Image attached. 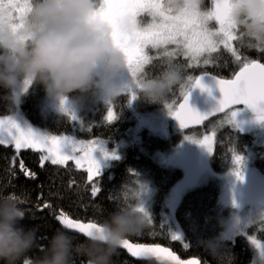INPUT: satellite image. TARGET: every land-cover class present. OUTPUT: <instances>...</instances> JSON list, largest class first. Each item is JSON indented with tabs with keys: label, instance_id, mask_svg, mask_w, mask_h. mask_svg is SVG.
<instances>
[{
	"label": "trees",
	"instance_id": "trees-1",
	"mask_svg": "<svg viewBox=\"0 0 264 264\" xmlns=\"http://www.w3.org/2000/svg\"><path fill=\"white\" fill-rule=\"evenodd\" d=\"M169 49L174 48L169 46ZM242 51L249 58L264 63V53L257 48L245 47ZM156 54L157 50L150 53L153 56ZM214 56L217 58L216 63L207 66L201 62L199 67L188 68V60L182 55L177 56L174 63L184 66L186 77L189 75L196 77L207 72L219 78H232V74L239 71V65L233 62L231 54L223 48ZM163 67V61L154 60L153 65L146 66V78L158 76ZM45 95L42 86L33 83L29 86V92L23 95V102L18 110L31 125L53 135H76L82 139L100 138L111 148L125 140L129 144L121 150L119 159H115L101 172L100 177L95 178L96 186L101 189L95 197L91 194L92 184L87 181L86 173L73 163L68 162L66 166L52 165L47 161L41 162L39 152L21 149L16 153L12 145H0V194L20 197V203L23 201L21 206L26 211V218L22 224L26 228L35 229L36 232L37 246L27 254V259L39 257L53 233L57 229H63L55 218L61 211L73 219L100 223L123 200L139 196L141 185H150L154 189L152 204L148 211L151 223L146 224L139 234L130 236L131 242L160 244L170 248L180 258H196L200 264H257L253 260V252L246 237L238 235L233 239H220L223 225L218 203L220 181L215 178L208 179L182 196L175 207L174 219L184 239H172L171 225L163 215V202L173 185L182 178L183 173L176 166L161 163L156 154L165 155L172 152L182 140V134L211 131L216 118L205 123L202 128L191 131L177 128L179 133H172L170 126L166 135H153L143 131L139 134L138 142L130 140L129 132L135 126V114L156 112L165 107V104L176 107L183 96L181 87L171 90L162 104L144 101L138 94L135 104L129 105L128 96L121 95L112 104L118 119L111 124L105 120L109 106L89 99L80 106L83 120L80 126L67 116L52 111L45 112L42 107ZM14 113L6 108L3 100H0V117ZM213 131L215 144L214 152L210 155L213 172L229 171L233 165L234 153L246 156L251 150L255 153L252 163L264 176V146H253L251 134L243 133L231 126ZM21 161L24 169L34 173V176L25 175V171L20 167ZM45 204L50 207L45 209ZM247 230L249 234L254 228L250 227ZM68 233L77 237L78 241L85 240L82 236ZM212 239L224 245L223 254L219 259L213 258L203 247L205 241ZM113 262L155 264L153 261H135L121 250L113 257ZM76 264H85V258L77 257Z\"/></svg>",
	"mask_w": 264,
	"mask_h": 264
},
{
	"label": "clouds",
	"instance_id": "clouds-1",
	"mask_svg": "<svg viewBox=\"0 0 264 264\" xmlns=\"http://www.w3.org/2000/svg\"><path fill=\"white\" fill-rule=\"evenodd\" d=\"M202 0H163V7L176 15L185 9H201ZM100 0H29V11L22 29L5 10L0 13V100L16 112L23 102L25 81L42 86L46 96L57 105L66 99L76 109L89 99L115 102L132 83L123 54L114 46L112 26L100 19ZM229 21L237 43L248 48L264 47V0H231ZM122 34L133 29L129 17L116 21ZM154 78L138 76L132 85L140 98L162 104L176 87L187 84L183 69L165 59ZM142 195L123 200L110 212L98 229L85 240L63 229L49 238L43 253L31 264H114L121 242L146 227L138 211ZM26 211L20 197L0 194V264H22L37 246L35 229L22 221ZM203 247L219 259L224 245L215 239Z\"/></svg>",
	"mask_w": 264,
	"mask_h": 264
},
{
	"label": "snow or ice",
	"instance_id": "snow-or-ice-1",
	"mask_svg": "<svg viewBox=\"0 0 264 264\" xmlns=\"http://www.w3.org/2000/svg\"><path fill=\"white\" fill-rule=\"evenodd\" d=\"M211 10L185 9L180 14L173 15L163 7V0H102L97 10L100 19L109 23L112 28L114 46L123 54L132 78L124 94L130 97L129 105L138 99L133 84L138 76H147L146 66L153 65L154 60L165 59L174 62L176 57L183 55L188 60V68L199 67L201 62L207 66L216 63L214 54H218L223 48L231 54L233 62L239 65V71L232 74V78H218L207 72L200 76H187V84L181 87L183 102L178 108L174 105L165 104L168 114L179 124L181 129H186L193 124H201L210 116L224 113V120L236 127V116L239 108L233 106L244 105L255 114L258 122H264V63L258 59L244 55L245 46L237 43V36L229 21L231 0H212ZM7 10L8 17L14 21V29H22L24 20L29 11V0H0V13ZM17 13L18 15H13ZM141 13H147L152 18V23L141 27L137 17ZM121 17H129L133 22V29L128 34L120 33L116 28V21ZM174 45V49H169ZM157 50L155 56L150 55L147 49ZM248 48V47H247ZM264 53V47H256ZM177 64V63H176ZM179 65V64H177ZM183 70L184 66L179 65ZM209 77L221 93L215 107L207 112L197 111L189 104L191 90L200 88L202 91L211 90L204 83V78ZM31 81H25L23 92H29ZM108 107L105 120L111 124L118 117L112 109L113 102H105ZM57 109L73 122L83 124V120L71 108L66 99L60 101ZM229 110V111H226ZM186 140L202 145L209 154L214 152L215 133L205 135L202 139L185 136ZM0 145H13L16 153L21 149H32L42 153L41 162L50 161L52 165L66 166L69 161H74L78 168H85L87 181L92 184V196L95 197L100 188L96 186L95 178L101 175V165L94 155L97 151L104 158L119 159L115 151L109 152L102 141L78 140L75 136L53 135L46 131L33 129L27 123L23 127L17 122L15 116L0 117ZM233 163L236 167L233 175L243 179L240 166L243 157L233 155ZM21 170L25 175L34 176L24 169L23 161L20 163ZM146 191L144 185H141ZM23 203V201H21ZM235 203V202H234ZM50 205L45 204L44 208ZM146 220L151 223V215L144 207L143 201L138 208ZM63 228L84 236L91 235L93 229H98L100 224L95 221L84 222L73 219L69 214L61 211L55 217ZM261 221H264V212L260 213ZM254 222V218L249 223ZM173 240H183V236L175 232ZM251 243L264 252V243H259L254 237H249ZM122 249L126 250L131 257L138 260L156 261L158 264H200L197 259L181 260L178 255L168 248L159 245L133 244L129 238L121 242ZM23 264H31V260L25 259Z\"/></svg>",
	"mask_w": 264,
	"mask_h": 264
},
{
	"label": "rangeland",
	"instance_id": "rangeland-1",
	"mask_svg": "<svg viewBox=\"0 0 264 264\" xmlns=\"http://www.w3.org/2000/svg\"><path fill=\"white\" fill-rule=\"evenodd\" d=\"M100 2H102V0H100ZM202 7L205 10H211L213 7L212 0H202ZM13 15L15 16L18 14L13 13ZM137 20L141 27H146L148 24L152 23V18L147 13H141V15L137 17ZM169 46L175 48L174 45ZM147 51L150 54L151 52L156 50L149 48L147 49ZM128 98L130 101L129 96ZM95 102H102L105 104V102L101 98H95ZM135 102L136 100L133 101L131 105L135 104ZM42 104L43 110L45 112L52 111L58 114H62L58 111L57 104L49 99L46 95ZM92 104L94 103L92 102ZM238 108L239 111L236 116V124L238 126L234 127L228 124L224 120L223 114L213 121L211 131H205L204 133L198 132L182 134V140L172 152L165 155L156 154L157 159L161 163L166 166H176L183 173L182 178L173 185V187L169 191L167 198H165L163 202V215L166 221L171 225V233L173 234L175 232H178L182 235L181 229L174 219V211L176 205L178 204L182 196L188 191L202 185L210 178L218 179L220 181L218 203L220 206L219 208L223 224L220 239H233L238 235L246 237L247 242L253 252L254 262L257 264H264V252L254 246L249 239V237H254L259 243H264V221H261L260 219V213L264 212V176L259 173V171L254 167L252 163L255 157V153L250 150L246 156H242L243 163L240 166V171L242 172L243 179L241 180L238 179L237 176L232 174L234 168L236 167L233 162V165L229 171L222 173L213 172L210 165L211 154H209L202 145L193 143L185 139V136L202 139L205 135H212L214 133L213 129H218L224 126H231L243 133L251 134L253 136V146H264V122H258L255 115L249 113L245 108ZM75 111L81 119V107L76 108ZM8 116H15L17 122L21 125V127H23L24 124L27 123L35 130H39L42 132L44 131L31 125L19 112L18 109L14 114ZM135 119L136 123L135 126L130 130L129 137L130 140H134L136 142L140 140L139 134H141L143 131L153 135H166L170 126L172 129V133H179L177 127L174 124H171L173 117L168 114V111L165 107L152 113H137L135 114ZM76 123L78 126L81 125V123L79 122ZM69 136H75L78 140L84 141H102L108 151L112 152L114 150L118 157H120L121 150L129 144L125 140L119 143L115 148H111L104 140L100 138L82 139L77 137L76 135ZM40 154L42 155V153ZM94 155L101 165V172L106 167L110 166L111 163L115 160L111 158H104L99 151H97ZM69 162L73 163V165L77 167L74 161ZM78 169L83 170L87 175L85 168ZM145 188L146 191L142 193V200L144 207L147 209V211H149V208L152 204L154 189L150 185H146ZM142 191L143 189L141 188L139 191V196ZM253 218L254 222L249 223V221ZM250 227L254 228V230H252L248 234L247 229Z\"/></svg>",
	"mask_w": 264,
	"mask_h": 264
},
{
	"label": "water",
	"instance_id": "water-1",
	"mask_svg": "<svg viewBox=\"0 0 264 264\" xmlns=\"http://www.w3.org/2000/svg\"><path fill=\"white\" fill-rule=\"evenodd\" d=\"M213 76V75H212ZM219 78V77H218ZM204 83L205 85L207 86L208 89L211 90V93L209 94L208 91H202L200 88H194L191 90V94L189 96V104L190 106H192L193 108H195L197 111H201V112H207L209 111L210 109H212L213 107L216 106L218 100L221 98V93L219 92V89L216 87L215 85V82L209 78V77H205L204 78ZM183 102V96L182 98L180 99L179 103H182ZM179 103L177 104L176 108H178L179 106ZM238 107H243L245 108L249 113H251L252 115H255L251 109H248L246 106L244 105H239V106H233V108H238ZM226 111H229V110H226ZM224 113H217L215 114L214 116H210L208 119H206L205 121H203L201 124H193V125H190L188 128L186 129H182V130H185V131H191V130H196V129H200L202 128V126L211 121L212 119H215L221 115H223ZM173 124L177 127V128H180L178 122L173 118ZM181 129V128H180ZM57 222L59 223V225L63 228V226L60 224V222L57 220ZM64 230L68 231V232H71L73 234H76V235H79V236H82L85 238L84 235L82 234H78V233H75V232H72L70 230H67L65 228H63ZM131 242V241H130ZM133 243V242H131ZM133 244H137V243H133ZM139 244H143V243H139ZM146 245H159L161 247H165L163 245H160V244H146ZM165 248H168V247H165ZM170 251H172L170 248H168ZM121 251H124L130 258H132L133 260L135 261H138V262H152V261H147V260H138L136 258H133L130 256V254L127 253L126 250L122 249L120 247ZM173 252V251H172ZM177 255V254H176ZM181 260H190V259H196V258H189V259H182L180 258ZM198 260V259H197ZM155 264H158V262L154 261Z\"/></svg>",
	"mask_w": 264,
	"mask_h": 264
}]
</instances>
